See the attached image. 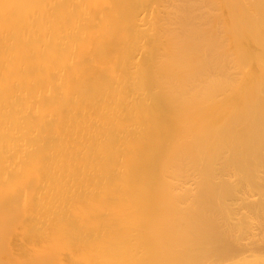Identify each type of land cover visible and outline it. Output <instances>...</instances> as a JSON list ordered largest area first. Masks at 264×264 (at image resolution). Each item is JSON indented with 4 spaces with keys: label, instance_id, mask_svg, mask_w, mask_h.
Here are the masks:
<instances>
[{
    "label": "bare ground",
    "instance_id": "obj_1",
    "mask_svg": "<svg viewBox=\"0 0 264 264\" xmlns=\"http://www.w3.org/2000/svg\"><path fill=\"white\" fill-rule=\"evenodd\" d=\"M0 264H264V0H0Z\"/></svg>",
    "mask_w": 264,
    "mask_h": 264
}]
</instances>
